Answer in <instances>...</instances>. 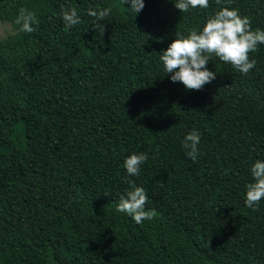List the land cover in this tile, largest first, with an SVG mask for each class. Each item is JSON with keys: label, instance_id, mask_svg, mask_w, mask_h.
I'll use <instances>...</instances> for the list:
<instances>
[{"label": "trees", "instance_id": "1", "mask_svg": "<svg viewBox=\"0 0 264 264\" xmlns=\"http://www.w3.org/2000/svg\"><path fill=\"white\" fill-rule=\"evenodd\" d=\"M144 4L135 15L123 0H0L1 22L21 8L39 20L0 41V264H264V199L245 204L264 161V44L246 75L212 56L216 77L200 90L159 59L223 6L264 30V0ZM109 6L102 36L88 10ZM65 8L79 25L65 27ZM193 130L195 162L181 147ZM141 152L129 176L124 160ZM129 180L154 219L116 210Z\"/></svg>", "mask_w": 264, "mask_h": 264}, {"label": "clouds", "instance_id": "2", "mask_svg": "<svg viewBox=\"0 0 264 264\" xmlns=\"http://www.w3.org/2000/svg\"><path fill=\"white\" fill-rule=\"evenodd\" d=\"M130 4L129 9L138 14L145 6L144 0H123ZM222 5L225 0H215ZM231 3V0H227ZM175 7L182 13L190 9L209 7V0H175ZM112 7L100 10H88V15L94 18L92 28L103 36L106 28L100 23L112 14ZM62 19L66 28L79 25L81 17L75 8H65ZM39 20L34 11L21 8L11 24L0 22V41L19 33H33ZM264 44V30L251 28L248 16H242L237 9L227 6L220 7L209 16L202 30H192L187 36L175 37L166 50L161 51L159 59L163 63L164 72L171 74L172 82H181L188 90H200L205 84L216 77V72L209 70L206 65L212 56L230 64L233 69L242 74H248L256 67V60L249 59V54L258 50ZM200 134L193 130L182 140L181 147L185 155L197 161L200 156ZM148 159L146 153H133L124 160V168L129 176H139L141 165ZM253 182L246 185L245 204L257 210L264 199V161L256 160L251 166ZM130 190L120 197L116 210L127 214L136 224L152 220L157 216L155 209H146L148 196L143 187L136 186L129 180ZM107 195V194H105Z\"/></svg>", "mask_w": 264, "mask_h": 264}, {"label": "rangeland", "instance_id": "3", "mask_svg": "<svg viewBox=\"0 0 264 264\" xmlns=\"http://www.w3.org/2000/svg\"><path fill=\"white\" fill-rule=\"evenodd\" d=\"M1 22V21H0ZM10 24V23H9Z\"/></svg>", "mask_w": 264, "mask_h": 264}]
</instances>
